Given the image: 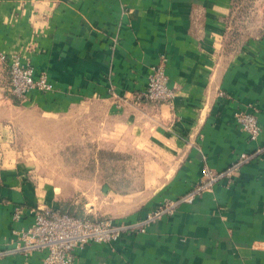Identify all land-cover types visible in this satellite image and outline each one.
<instances>
[{"label":"crops","instance_id":"0c3cea01","mask_svg":"<svg viewBox=\"0 0 264 264\" xmlns=\"http://www.w3.org/2000/svg\"><path fill=\"white\" fill-rule=\"evenodd\" d=\"M252 1L0 0V55H19L51 84L0 105L28 114L38 145L42 133L56 142L59 130H94L98 145L141 163L142 183L106 212L143 231L76 248L72 264H264V0L247 11ZM160 55L174 98L137 102ZM248 106L254 140L235 119ZM255 150L192 202L147 219L198 186L203 167L220 172ZM14 156L0 166V264H43L41 252L14 249L12 230L31 223V207L58 206L56 194L38 182L33 155Z\"/></svg>","mask_w":264,"mask_h":264},{"label":"rangeland","instance_id":"374dc122","mask_svg":"<svg viewBox=\"0 0 264 264\" xmlns=\"http://www.w3.org/2000/svg\"><path fill=\"white\" fill-rule=\"evenodd\" d=\"M259 3L258 0L246 2L244 8L248 4L246 10L253 11ZM0 64L4 69L1 60ZM6 75L7 79L0 81V95L12 99ZM27 115L13 103L0 105V166L9 164L10 156L24 159L33 155L30 162L33 173L39 183L54 188L58 202L56 207H42L60 208L88 217L103 214L114 220L113 214L106 211L115 208L117 196L130 194V190L142 183L144 179L134 175L141 163H132L127 160L129 156L98 145L94 130L78 129L69 134L59 130L56 142L51 133L41 132L43 143L38 145V128L31 125ZM30 135L36 144L30 143ZM103 186L109 189L103 190Z\"/></svg>","mask_w":264,"mask_h":264},{"label":"built area","instance_id":"2783aa9c","mask_svg":"<svg viewBox=\"0 0 264 264\" xmlns=\"http://www.w3.org/2000/svg\"><path fill=\"white\" fill-rule=\"evenodd\" d=\"M0 60L6 65L9 92L16 100L22 101L33 89L43 92L51 89L46 75L34 77L32 66L29 63H23L19 55L1 54ZM165 61L166 57L160 55L159 61L152 66L145 90L136 96L137 102L155 104L172 102L174 91L168 86ZM235 119L239 128L248 134L250 140L256 139L260 125L255 107L248 106L246 109H240L236 112ZM259 152L260 150L241 153L229 168L220 172L215 173L203 167L201 170L203 179L198 186L175 200L165 203L152 216H147V219L165 212L171 213L180 202H192L204 189L210 188L223 177L228 178L234 169L254 159ZM29 211L33 214L31 223L25 228L12 230L16 236L14 249L41 252L43 264H72L76 248L84 247L89 243H112L123 234L144 229L142 226L144 222L118 224L108 217L78 216L60 208L35 206ZM22 213L23 208L16 207L12 213V221H19Z\"/></svg>","mask_w":264,"mask_h":264},{"label":"trees","instance_id":"16d2710c","mask_svg":"<svg viewBox=\"0 0 264 264\" xmlns=\"http://www.w3.org/2000/svg\"><path fill=\"white\" fill-rule=\"evenodd\" d=\"M14 101H16V102H18L15 98H14ZM70 212V211H69ZM75 214V213H74ZM75 215H77V214H75ZM78 216H82V215H78Z\"/></svg>","mask_w":264,"mask_h":264}]
</instances>
